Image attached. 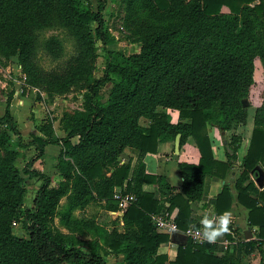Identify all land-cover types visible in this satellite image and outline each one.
I'll list each match as a JSON object with an SVG mask.
<instances>
[{"label":"trees","instance_id":"1","mask_svg":"<svg viewBox=\"0 0 264 264\" xmlns=\"http://www.w3.org/2000/svg\"><path fill=\"white\" fill-rule=\"evenodd\" d=\"M141 1L153 16L168 22L147 24L139 51L125 54L107 46L114 40L103 17L107 0H96L95 9L92 0H0V50L17 52L35 83L43 76L34 61L39 28L65 26L76 41L77 52L65 67L58 73L48 72L54 79L48 81L61 89L77 73L91 72L96 39L105 46L103 74L86 85L83 110L63 114L65 135L30 133L25 141L10 112V100L6 101L0 114V264H109L100 251L67 244L52 228L51 216L67 193V184L50 186V177L32 166L47 144L60 146L58 165L70 180L65 215L91 198L118 209L112 197L115 186L135 195L122 213L124 231L112 239L122 254L116 264H251L241 262L238 255L253 251L260 254L258 264H264V188L255 184V173L250 172L257 164L264 165V94L254 107L249 143L240 158L241 172L201 206L221 216L231 206L234 187L238 203L248 209L247 226H255L254 237L237 243V257L228 252L217 254V243L187 238L169 259L157 252L169 236L158 231L150 217L162 208L169 212L176 208L180 229L199 225L205 214L193 216L191 202L203 199L207 177L224 179L237 159L241 135L235 128L246 123L247 108L252 105L254 60H264V34L258 27L259 16L264 22V0ZM223 6L228 11H222ZM91 21L96 23L93 31ZM106 81L112 84L102 99L99 89ZM168 108L178 111L175 122ZM141 117L148 119L147 124L140 123ZM208 125L229 131L225 160L214 156ZM178 132L180 145L190 137L199 150L196 163L178 162L183 175L180 187L169 184L162 174L147 172L142 162L129 177L130 161L118 159L126 146L155 152L159 141L174 139ZM12 134L16 144L33 145L36 151L22 167L29 176L42 178L30 206L23 203L21 189H17L23 176L14 163L18 151L12 146ZM149 184H157L160 196H165H156L147 188ZM13 189L15 194L10 193ZM12 220L21 223L25 235L11 229Z\"/></svg>","mask_w":264,"mask_h":264},{"label":"rangeland","instance_id":"2","mask_svg":"<svg viewBox=\"0 0 264 264\" xmlns=\"http://www.w3.org/2000/svg\"><path fill=\"white\" fill-rule=\"evenodd\" d=\"M96 0H92L91 8L95 9ZM222 11H228L226 6ZM103 17L106 31L113 36L114 40L108 42L107 46L115 48L130 54L139 51L141 45V36L144 33L147 24L162 25L168 22L167 18L153 16L142 4L141 0H135L129 3L127 0H107L103 10ZM258 22L259 33L264 34L261 29L264 23L262 17ZM95 21L89 22L93 31ZM37 47L34 61L42 72L40 83H35L23 69L18 53H10L0 50V114L6 107V101L10 100V112L15 119L17 126L25 141L31 138L30 133L41 136L65 135L63 131L64 112H73L83 110L86 85H89L94 78L103 74L105 66V46L96 39L92 53V67L90 73H77L70 85L61 89L59 85H54L48 80H54L48 72L58 73L69 62L70 58L76 54V41L73 34L65 27L59 24L52 26H43L37 30ZM254 84L250 87V98L252 102L247 108V123L252 124L253 113L256 102H260L264 94V60L259 57L254 60L253 71ZM111 82L106 81L100 85L99 93L102 99L108 95ZM254 102V103H253ZM176 113L174 114V116ZM141 124H147L148 119L141 117ZM240 134L247 135L249 124H238ZM236 127V128H237ZM229 134L226 135V141ZM241 136V141H242ZM14 146L18 155L14 160L15 166L21 172L23 180L20 182L21 199L26 205L32 204L36 189L42 182L40 176H29L22 171L24 163L34 154L33 145L16 144V135L12 134ZM240 143V148H241ZM60 146L58 144H47L45 152L37 158L32 166L39 168L50 177V186H59L65 182L67 184V193L61 196L59 203L51 216L52 228L62 235L65 242L75 244L85 251L96 249L100 251L109 264H116L122 259V254L116 251L112 239L124 231L122 213L118 209H111L104 200L95 198L89 199L82 205H77L68 215L67 202L70 193V180L63 175L59 168ZM241 152H239L240 156ZM241 158V157H240ZM238 157L231 165V170L226 175L227 180H232L238 176L242 169L241 160ZM258 165V164H257ZM264 170V165L259 164ZM233 170V177L231 171ZM257 171L256 166L250 170L251 173ZM258 176V175H257ZM252 178L254 176L252 175ZM229 180V181H230ZM255 182V180L253 179ZM232 183V182H231ZM258 187V182L255 183ZM260 188V187H259ZM16 193V189L10 191ZM11 229L18 235H25V231L18 221H11ZM244 238L242 233L238 232L232 239L240 240ZM237 246V244H235ZM118 250V249H117ZM225 251H229L226 249ZM235 251L232 255H235ZM250 256H239L241 262H251L258 264L260 254L257 251Z\"/></svg>","mask_w":264,"mask_h":264},{"label":"crops","instance_id":"3","mask_svg":"<svg viewBox=\"0 0 264 264\" xmlns=\"http://www.w3.org/2000/svg\"><path fill=\"white\" fill-rule=\"evenodd\" d=\"M167 111L170 114L171 121L175 122L178 119V111L176 109H170V108H168ZM175 113L176 115L174 116ZM246 124L250 125L247 135L242 136L239 133L240 132L239 126L235 128V132L242 136V141H241L242 146L241 148L239 147L238 149L237 160H238V157L240 158L245 153L248 143H249V136H250L251 129L253 126V122L252 124L246 122ZM207 128H208V134L212 141V150H213L214 156L218 159L225 160L226 159V154H225L226 135L229 133V131L221 130L216 125H208ZM239 152H241L240 156H239ZM118 159L120 162L130 161L131 168L129 171V177H132L134 175L137 165L140 162H142L147 172L153 173V174L164 175V177L169 182V184L178 188L180 187L182 180H183V175L179 171L178 162L186 161V162L196 163L199 160V150L197 146L194 144L192 138L190 137H188L179 146V149L176 151L174 149V139H164L158 142L157 149L155 152H151V151L139 152L137 149L131 146H126L123 149V151L119 154ZM231 173L232 175L230 176L233 177V173H234L233 170L231 171ZM254 173H255V177H254V180H255L258 173L256 170L254 171ZM229 180H227L226 178L224 179L213 178V177L206 178L204 192H203V199L191 202V209H192L193 216H195L197 212L200 214H205L202 218H200L199 223L202 220H204L206 217L210 218L212 216L210 212V207H206L204 209L201 208L203 203L207 201L209 198L214 197L219 192L224 182L226 181L232 182V180L230 181ZM255 183H257L256 180H255ZM116 187L118 186H115L114 188ZM147 188L153 189L155 191V195L156 196L158 195L159 198H163L165 196L163 194L161 195L163 197L160 196L158 189H157V184H149L147 185ZM231 195H232L231 206L228 211H225L223 213V217L225 219V222L226 221L230 222L234 226V228L238 227L234 231L233 237H235V235L238 232H240L242 233L244 238H241L240 240L235 239V241L234 239H232L231 244L227 248L229 249L228 253H232L233 251L236 252L235 244H237L239 241L249 239L255 236L254 235L255 226L250 228L247 226V223H246L248 209L244 207L243 205H241L240 203H238L237 198H236V191L232 185H231ZM165 203L167 204L166 201ZM161 210H165V209L162 208L160 209V211ZM176 211L177 209L174 208L172 210V213L176 214ZM182 235L183 234L179 232L168 234L169 239L159 244L157 248V252H163L167 254L169 259H173L176 256L177 246L183 243V241L186 239ZM215 252L221 255V254H225L227 251L222 249V247H219V249L216 250ZM253 252L249 254L242 253L243 255H239V256L241 257L244 255L250 256L254 254ZM233 256L237 257V254L235 253V255ZM259 261H260V257H259Z\"/></svg>","mask_w":264,"mask_h":264},{"label":"built area","instance_id":"4","mask_svg":"<svg viewBox=\"0 0 264 264\" xmlns=\"http://www.w3.org/2000/svg\"><path fill=\"white\" fill-rule=\"evenodd\" d=\"M260 188H264L260 187ZM113 199L117 202L118 211L123 213L125 208L131 201L135 199V195L131 192L125 191L123 187H116L112 193ZM152 222L157 230L165 232L167 234L179 232L183 234L186 239L189 238L193 242L207 241L211 243H217L226 250L231 244L232 237L234 236V226L231 223L223 220V214L221 216L206 217L199 225H189L185 229H180L176 220L175 214L167 209L159 212L151 213ZM223 224V225H222Z\"/></svg>","mask_w":264,"mask_h":264},{"label":"water","instance_id":"5","mask_svg":"<svg viewBox=\"0 0 264 264\" xmlns=\"http://www.w3.org/2000/svg\"><path fill=\"white\" fill-rule=\"evenodd\" d=\"M242 101H243V104L244 105L247 104V100L246 99H243ZM180 137H181V133L180 132L176 133L175 138H174V149H175V151L179 149V146H180ZM256 168L258 169L259 174H258V176L256 177L255 180L258 182L259 187H261V186L264 185V181H263V179H264V170L261 168V166L259 164L256 165ZM182 236L184 238H186L184 235H182ZM185 241H186V239L183 241V243Z\"/></svg>","mask_w":264,"mask_h":264}]
</instances>
